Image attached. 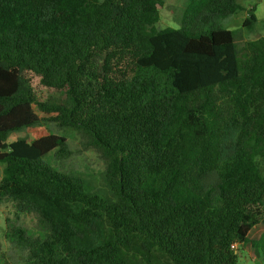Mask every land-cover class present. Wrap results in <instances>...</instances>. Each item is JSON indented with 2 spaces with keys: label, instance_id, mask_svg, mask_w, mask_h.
Here are the masks:
<instances>
[{
  "label": "trees",
  "instance_id": "1",
  "mask_svg": "<svg viewBox=\"0 0 264 264\" xmlns=\"http://www.w3.org/2000/svg\"><path fill=\"white\" fill-rule=\"evenodd\" d=\"M162 5L0 0V204L25 263L238 264L235 244L264 264V37L239 48L210 23L239 0H184L179 29ZM42 121L97 153L99 182L44 160L63 137L8 142Z\"/></svg>",
  "mask_w": 264,
  "mask_h": 264
},
{
  "label": "rangeland",
  "instance_id": "2",
  "mask_svg": "<svg viewBox=\"0 0 264 264\" xmlns=\"http://www.w3.org/2000/svg\"><path fill=\"white\" fill-rule=\"evenodd\" d=\"M163 5L159 6V24L162 29L171 27L179 29L180 25L175 18L184 9V0H162ZM242 10L226 18H214L210 23L220 28L235 32V43L240 48L248 41L264 37V0H239ZM254 9L256 21L251 27H245L244 21L248 18L250 9ZM35 98L38 102H59L62 96L56 92L35 91ZM39 117L41 114L34 106ZM47 135H56L66 140L67 153L63 156H56V152H50L44 160L54 169L61 172L77 173L99 182L100 174L104 169L103 161L97 153L91 149H85L81 138L69 128L59 129L48 121H42L34 128L23 130L9 136L8 142L19 138H25L28 142ZM3 166L0 165V178ZM15 218V209L12 203L4 202L0 204V264H27L25 263V253L14 246L8 240V234ZM18 223H16L17 225ZM19 224L29 234L35 233V219L31 215H21ZM264 226L256 225L249 233V239L255 240L259 235V229ZM238 249V264H261L257 252L250 246H236ZM166 264V262H160Z\"/></svg>",
  "mask_w": 264,
  "mask_h": 264
},
{
  "label": "crops",
  "instance_id": "3",
  "mask_svg": "<svg viewBox=\"0 0 264 264\" xmlns=\"http://www.w3.org/2000/svg\"><path fill=\"white\" fill-rule=\"evenodd\" d=\"M262 225H264V224H262ZM251 232V231H250ZM262 232H264V226H262L260 229H259V235L262 233ZM259 235H258V237H259ZM258 237H257V239H258ZM256 240V239H255Z\"/></svg>",
  "mask_w": 264,
  "mask_h": 264
},
{
  "label": "built area",
  "instance_id": "4",
  "mask_svg": "<svg viewBox=\"0 0 264 264\" xmlns=\"http://www.w3.org/2000/svg\"><path fill=\"white\" fill-rule=\"evenodd\" d=\"M236 246H237V245L234 244L232 247H233L234 249H236Z\"/></svg>",
  "mask_w": 264,
  "mask_h": 264
}]
</instances>
